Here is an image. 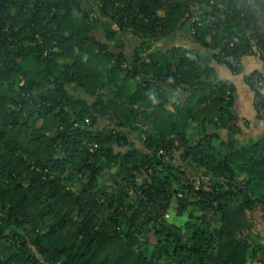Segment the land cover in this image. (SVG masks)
Returning <instances> with one entry per match:
<instances>
[{
  "label": "trees",
  "instance_id": "16d2710c",
  "mask_svg": "<svg viewBox=\"0 0 264 264\" xmlns=\"http://www.w3.org/2000/svg\"><path fill=\"white\" fill-rule=\"evenodd\" d=\"M109 1L0 0V264H264V137L229 125L235 87L212 64L240 71L219 51L240 10L162 47L190 0H114L112 15ZM104 19L119 29L102 41ZM199 172L213 184L178 196Z\"/></svg>",
  "mask_w": 264,
  "mask_h": 264
},
{
  "label": "built area",
  "instance_id": "2783aa9c",
  "mask_svg": "<svg viewBox=\"0 0 264 264\" xmlns=\"http://www.w3.org/2000/svg\"><path fill=\"white\" fill-rule=\"evenodd\" d=\"M109 1V0H108ZM114 0H110L106 7V12L112 15L115 12L113 8ZM177 0H170V3L176 2ZM229 0H190V8L186 12L183 22H188L190 24V33L195 35L198 28L201 26H208L213 29H221L222 32L226 27L225 21L231 20L232 15L227 11V5ZM233 5L240 10L241 16V26L243 31L240 34H234L232 38L219 48L220 57L222 60H226L230 63V66L236 67L238 62L245 55H259L264 59V48L259 42V33L264 30V14L261 5H259L255 0H247V7L243 6V1H232ZM102 1H96L97 8H103ZM124 7V5H121ZM217 8L219 12H214L213 10ZM130 13V12H128ZM124 14L121 11L120 15ZM135 13H131L130 17L133 18ZM141 16V15H140ZM139 16V17H140ZM127 19V17H126ZM132 20V19H131ZM117 25V24H116ZM131 30V28L129 29ZM243 44L244 50L236 52L230 55L231 51L237 46ZM126 66V63L123 64ZM252 88L255 91V106L257 110V115L264 120V72L253 71L251 75ZM233 90L230 84H227L226 88V99L229 100L232 96ZM247 123V119L239 115L238 113L233 114V118L229 125L233 127L243 126ZM91 150H94L98 146L96 142L90 143ZM213 175L205 174L199 172L198 175L189 174L186 178V186L183 190L178 192V196L182 197L184 195L193 194L196 190L203 189L205 187L211 186L213 184ZM220 182L225 185L226 189L231 188V185H238V182L231 181L230 178L225 176L218 177ZM143 179L141 178V181ZM144 198H147L142 194ZM168 200L164 197H160L158 200L159 206L166 204ZM162 211L166 218L170 217V210L164 211L161 207L158 208ZM41 264H46L44 261Z\"/></svg>",
  "mask_w": 264,
  "mask_h": 264
},
{
  "label": "crops",
  "instance_id": "0c3cea01",
  "mask_svg": "<svg viewBox=\"0 0 264 264\" xmlns=\"http://www.w3.org/2000/svg\"><path fill=\"white\" fill-rule=\"evenodd\" d=\"M112 29L118 30L119 28L116 24L112 23L110 20L104 19L103 21L100 22L98 29L94 32V35L99 40L103 41L106 39V31L112 30ZM120 34L123 40L126 42L125 52L128 55H130L134 48V46H132L133 42L131 43L130 40L132 39L134 40L136 38L135 36L129 33L127 34L120 33ZM180 35L182 36V34ZM190 38L191 37L185 38L184 42H181L182 44L174 43L175 40L170 41V39H168V41H165V42H166V46H170V44H168L170 42H171V46L179 45V44L184 45V46H194ZM110 44H111V47L114 48L115 44L113 42H111ZM130 47H131V51H129ZM203 51L205 53H208L207 50H203ZM212 64L217 69L221 78L229 80L233 83L235 87V97H234L233 109L236 113H238L239 115L247 119V123L243 125L244 127L242 128V132L241 134H239V137L242 139H246V140H249L252 138H258V137H264V120L261 119L257 115V110L255 106V91L250 86V84L248 83L246 79V75H248L252 71L258 70V71L264 72V59L256 54L255 55H245L241 59L240 71H237V72H234L229 67V65L223 62L213 61ZM226 134L227 132H224V135Z\"/></svg>",
  "mask_w": 264,
  "mask_h": 264
},
{
  "label": "rangeland",
  "instance_id": "374dc122",
  "mask_svg": "<svg viewBox=\"0 0 264 264\" xmlns=\"http://www.w3.org/2000/svg\"><path fill=\"white\" fill-rule=\"evenodd\" d=\"M129 34H131V35H133L134 36V34L131 32V31H129L128 32ZM180 34H182V36H184V37H182ZM130 36V35H129ZM188 37H190V24L187 22V23H185V25L181 28V30L179 31V32H177V33H173V34H170L168 37L166 36V37H163V38H161V40L160 41H158L157 43L159 44V46H166V42L165 41H168V39H170V41H173V40H175L174 41V43H181V42H184V40H185V38H188ZM182 38H183V40H182ZM135 41H137L136 39H132V40H130V42L132 43V46H135ZM139 43H140V40L138 41ZM130 43V44H131ZM137 43V42H136ZM138 44V43H137ZM168 44H170V46H171V42L170 43H168ZM182 44V43H181ZM131 46V45H130ZM162 46V47H163ZM167 47V46H166ZM129 51H131V47L129 48ZM173 96H178L180 99H181V101L182 100H184L185 99V94L182 92V91H178V90H176V91H172V92H170V97L171 98H173ZM195 128H198L197 127V125L194 123V122H191L190 123V126H189V129L190 130H195ZM218 130V129H217ZM179 155H180V152L179 151H177L176 153H175V156H176V163L179 165L180 163H181V161H180V157H179ZM192 175V174H191ZM198 175V174H197ZM138 181L139 182H141V178H139L138 179ZM200 214V213H199ZM169 219L170 220H173V221H176V215L174 214V210H170V217H169ZM255 224V226L257 225L256 223H254Z\"/></svg>",
  "mask_w": 264,
  "mask_h": 264
}]
</instances>
